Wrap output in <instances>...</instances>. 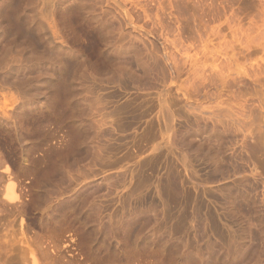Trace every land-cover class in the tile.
Segmentation results:
<instances>
[{"label":"rangeland","instance_id":"rangeland-1","mask_svg":"<svg viewBox=\"0 0 264 264\" xmlns=\"http://www.w3.org/2000/svg\"><path fill=\"white\" fill-rule=\"evenodd\" d=\"M0 64V264H264V0H0Z\"/></svg>","mask_w":264,"mask_h":264},{"label":"bare ground","instance_id":"bare-ground-1","mask_svg":"<svg viewBox=\"0 0 264 264\" xmlns=\"http://www.w3.org/2000/svg\"><path fill=\"white\" fill-rule=\"evenodd\" d=\"M52 5V4H51ZM35 6V5H34ZM32 11V10H31ZM110 21V22H109ZM108 21V23H107V27H109L110 29L112 28L113 29V27H114V25H115V21H112V19L111 20H109ZM44 27V26H43ZM45 29H47V31L46 30H44V31H46L47 32V34H48V40H49V44H53V45H56V43H57V40L55 41V38H56V36L54 35L55 33H54V31L53 30H51V27L49 28H45ZM45 32V33H46ZM55 36V37H54ZM58 38V37H57ZM56 38V39H57ZM59 40V39H58ZM58 43H60V42H58ZM125 44H120L121 46H120V48H118V50H116V51H118V53L119 54H124L127 50L126 49H132V51H135V52H137V54L139 53V54H141L142 53V46L140 45V43H138L136 40H134V39H129V40H127V42H124ZM142 44V43H141ZM50 46V45H49ZM52 48H53V46H52ZM144 48V47H143ZM49 49H51L50 47H49ZM54 49H55V47H54ZM128 49V50H129ZM11 50V49H10ZM51 50H53V49H51ZM50 50V51H51ZM126 50V51H125ZM53 52V51H52ZM128 52V51H127ZM24 53V52H23ZM144 53V52H143ZM142 53V54H143ZM138 54V55H139ZM145 54V53H144ZM141 56V55H140ZM137 57V56H136ZM144 57H140L139 58V61H140V63H144L145 62V60L143 59ZM10 59V58H9ZM37 60V59H36ZM43 60V59H42ZM54 60V59H53ZM142 61H144V62H142ZM49 62V61H48ZM33 63V62H32ZM148 63H150V62H148ZM14 64V63H13ZM29 64V63H28ZM1 65V64H0ZM142 65H144V66H146L145 65V63L144 64H142ZM19 66H20V64H19ZM5 67V66H4ZM14 67V66H13ZM24 67V66H23ZM147 68V67H146ZM11 70L10 71H12V73H13V70H14V72L15 73H17L16 72V70L15 69H17L16 67H15V69L13 68V70H12V66H11V68H10ZM23 69L24 68H22V71L21 72H23ZM25 72V71H24ZM9 73H11V72H9ZM19 75V74H18ZM31 78V77H30ZM158 78V77H157ZM15 79H17V78H15ZM21 79V78H20ZM20 79H18L17 81L18 82H22V80L20 81ZM145 79V78H144ZM5 82V81H4ZM151 83V82H150ZM20 85H22V86H24L23 84H20ZM19 87V86H18ZM25 89V88H24ZM26 91V90H25ZM29 101V100H28ZM162 102V101H161ZM164 104V103H163ZM210 114V113H209ZM209 114H207V113H205V112H201L200 114H197V115H195L194 114V116H191L192 117V119H193V122L194 123H196L197 124V126H201V127H204L205 129L206 128H208V130H210V128H212V130L214 129H216V131L218 132L219 130H221L223 127H224V129H225V127H226V133H224L223 132V129L221 130L222 132H223V134H227V135H229V139H231V138H233V139H236V141L237 142H239V145H238V147H236L235 148V150L234 151H232V149L231 150H229L228 151V149H227V152L225 151V153H226V155H227V157L229 158V160H232V158H234V157H238V154L241 152V150H242V148H245L246 150H250V149H252V150H254V148H252V146L253 145H251L250 143V139H251V137L252 136H250V135H242V134H240L238 131H237V126L235 127V123H234V121L232 122V121H229V120H223V119H221V120H223V121H218V120H220V119H218V118H212V117H210V116H208ZM217 117V116H216ZM228 119V118H227ZM13 120V119H12ZM232 120V119H231ZM98 122V121H97ZM237 122V121H236ZM193 125V124H192ZM101 126V125H100ZM166 126V125H165ZM199 126V127H200ZM223 126V127H222ZM213 130V131H214ZM212 131V132H213ZM225 131V130H224ZM183 132V131H182ZM215 132V131H214ZM222 132H221V134H222ZM106 133V132H105ZM185 133V132H184ZM243 133V132H242ZM218 134H220V133H218ZM249 134V133H248ZM177 135V134H176ZM178 137V136H177ZM181 137V136H180ZM180 137L179 138H176V136H175V138H176V140L179 142V143H181V144H183V145H185V143H187V142H185L184 140H183V138L182 139H180ZM224 138L225 139H227L225 136H224ZM224 139V140H225ZM228 140V139H227ZM176 141V142H177ZM231 141H232V139H231ZM174 142V141H173ZM175 142V143H176ZM177 142V144H179ZM226 142H228V141H226ZM180 144V145H181ZM253 144V143H252ZM192 145V144H191ZM237 145V144H236ZM189 146V145H188ZM190 147V146H189ZM192 147H194V146H191V148ZM199 147V146H198ZM224 147V146H223ZM255 147V146H254ZM181 148H183V147H181ZM196 149V148H195ZM199 149V148H198ZM224 149V148H223ZM243 151V150H242ZM261 151V150H260ZM187 152V151H186ZM217 153V152H216ZM224 153V154H225ZM213 157V156H212ZM213 159V158H212ZM234 159H237V158H234ZM214 163V162H213ZM215 166H217V165H215ZM246 166V165H245ZM216 168V167H215ZM246 168V167H245ZM235 172V171H234ZM251 173V172H250ZM254 174V173H253ZM255 175V174H254ZM254 175H252L254 178H255V176ZM113 176V175H112ZM228 176V175H227ZM113 177H115V176H113ZM258 177V176H257ZM111 178V177H110ZM226 178V177H225ZM230 178V177H229ZM249 178H251V177H249ZM231 179H233V178H231ZM231 179H229V180H231ZM216 180V179H215ZM255 184H260V182H261V180L260 181H258V179L257 178H255V179H251ZM221 181V180H220ZM228 181V180H227ZM226 181V182H227ZM237 181V180H236ZM238 181H240L241 183H243V182H245L244 181V178L243 179H241V180H238ZM213 182V181H212ZM222 182V181H221ZM233 182V181H232ZM235 182V181H234ZM224 183V182H223ZM240 183V184H241ZM234 184V183H233ZM89 185V184H88ZM218 185V184H217ZM235 185V184H234ZM239 185V184H238ZM242 185V184H241ZM226 187L228 188V186L226 185ZM225 187V188H226ZM244 187V186H243ZM220 188V187H219ZM236 188V187H235ZM221 189V188H220ZM228 190V189H227ZM243 191V190H242ZM218 192V191H217ZM226 192H228V191H226ZM89 193H90V191H89ZM89 193H87V194H89ZM260 204V203H259ZM257 205V204H256ZM150 210V209H149ZM144 212V211H143ZM139 215H141V216H143L142 214H139ZM144 217H145V215H144ZM139 218V217H138ZM145 218H147V217H145ZM202 224V223H201ZM210 229V228H209ZM208 238V237H207ZM233 238V237H232ZM207 240V239H206ZM219 241V240H218ZM231 241V240H230ZM237 242V241H236ZM231 244H232V247H233V245H234V248H232L233 249V254H232V256L233 255H235L234 256V258L233 259H235V262H237L236 264H245V262H247V260L245 259V258H247V257H245V252L246 251H248V249H247V246H245L244 244H242V243H235L234 241H232V242H230ZM211 246V245H210ZM231 246V245H230ZM230 246H229V248H230ZM248 246H250V245H248ZM253 247V246H252ZM205 248V247H204ZM211 248V247H210ZM228 248V249H229ZM249 248V247H248ZM250 248H251V246H250ZM249 248V249H250ZM247 249V250H246ZM229 250H231V249H229ZM251 250V249H250ZM231 252V251H230ZM227 253V252H226ZM248 253H249V251H248ZM222 254V253H221ZM227 255V254H226ZM249 255V254H248ZM177 256V255H176ZM228 256H230V255H228ZM250 256V255H249ZM229 258V257H228ZM231 258V257H230ZM255 258V257H254ZM227 259V258H226ZM233 259H231L232 261H234ZM250 260H251V258H250ZM234 263V262H233ZM199 264V263H198ZM205 264V263H204ZM232 264V263H231Z\"/></svg>","mask_w":264,"mask_h":264}]
</instances>
